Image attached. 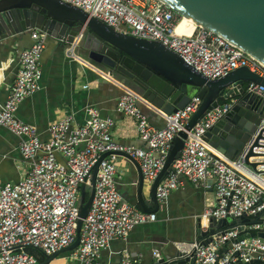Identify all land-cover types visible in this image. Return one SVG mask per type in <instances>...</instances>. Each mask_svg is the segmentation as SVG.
Wrapping results in <instances>:
<instances>
[{
  "label": "built area",
  "instance_id": "built-area-1",
  "mask_svg": "<svg viewBox=\"0 0 264 264\" xmlns=\"http://www.w3.org/2000/svg\"><path fill=\"white\" fill-rule=\"evenodd\" d=\"M75 6L115 31L132 37L155 40L178 54L183 61L207 79H217L240 67L264 78V64L208 28L183 24L184 17L160 0H60ZM31 45L18 52L12 86L0 104V126L18 137V150L28 170L15 183L0 180V264H39L29 250L45 255L69 246L76 238L79 198L82 186L91 185L90 176L98 163L94 193L82 219L79 243L64 259L93 264L113 240L126 239L137 225L153 222L156 213L145 212L124 201L118 189L125 175L122 156L133 157L144 183L158 177L177 133L184 129L200 99L192 97L175 112L160 116L161 128L148 122L139 107L145 102L135 91L117 80L102 75L122 91L116 110L134 119L145 148L116 143L111 134L113 120L100 117L97 109L87 107L83 123L70 112L52 121L48 138L40 139L37 128L17 117L19 103L40 88V61L46 34L32 29ZM66 53L77 57L72 49ZM245 91L264 97V87L251 82ZM224 102L205 113L187 132L180 156L166 177L155 188L159 203L181 186L180 179L195 188L212 190L214 201L200 217L217 220L247 217L255 223L228 225L216 233L176 244L192 264L264 263V118L232 159L213 148L205 133L231 107ZM256 142V144H254ZM256 163L253 169L245 163ZM247 235V236H246ZM155 260L160 256L154 253ZM127 251L119 264H136ZM189 264V261H186Z\"/></svg>",
  "mask_w": 264,
  "mask_h": 264
},
{
  "label": "water",
  "instance_id": "water-1",
  "mask_svg": "<svg viewBox=\"0 0 264 264\" xmlns=\"http://www.w3.org/2000/svg\"><path fill=\"white\" fill-rule=\"evenodd\" d=\"M160 1L179 15L190 18L196 25L221 35L264 64V0ZM32 29L44 32L62 49L79 51L82 57L78 58L95 69L98 76L107 75L135 91L145 102V105H139L145 113H150V108H154L168 115L183 108L192 97L200 99L198 108L184 129L177 133L147 196L143 192L145 183L137 161L127 154H120L138 172L134 197L145 212L155 213L159 210L160 203L155 195L157 183L166 177L171 164L180 156L187 132L211 108L225 100L232 102L231 107L205 133L207 142L228 159L239 154L264 118V97L245 91L249 82L264 87V78L247 67H240L214 80L207 79L160 42L119 33L68 3L60 0H0V42ZM251 154L252 150L245 157V163L254 169L256 163L248 161ZM101 158L93 167L91 185L81 188L75 240L53 254L40 253L43 258L40 264H48L78 245L82 219L93 197ZM204 221L202 223L201 217L195 221L197 239L228 225L255 223L256 219L227 217L217 220L210 216ZM257 235L264 239L263 231L257 232ZM165 261L167 258L159 257L152 264ZM178 261L192 264V259L185 252L176 249L171 262Z\"/></svg>",
  "mask_w": 264,
  "mask_h": 264
},
{
  "label": "crops",
  "instance_id": "crops-1",
  "mask_svg": "<svg viewBox=\"0 0 264 264\" xmlns=\"http://www.w3.org/2000/svg\"><path fill=\"white\" fill-rule=\"evenodd\" d=\"M30 45L29 33L0 42V104L12 86L18 52ZM74 53L77 56L75 58L69 56L56 41L46 37L40 61V88L19 103L17 117L34 125L40 139L45 141L48 138L47 127L50 122L73 112L75 121L81 124L85 118V109L93 107L97 109L100 117L113 120L111 134L116 143L145 148L146 144L138 136L134 119L125 117L116 110L117 99L122 94L121 89L113 82L98 76L97 71L90 65L83 63L79 59L82 57L79 51L74 50ZM150 111L144 112L148 122L155 127H163L165 121L160 116V111L154 108H150ZM18 141V137L0 126L2 182H17L29 168V164L21 158ZM121 160L126 173L119 181L118 189L125 202L140 208L134 197L138 172L130 161L124 157ZM180 181V188L171 192L164 203H160L153 222L135 226L124 240L111 241L93 264H119L123 251L136 257V264H152L156 261L154 253L167 258V261L160 264H186V261L171 262L177 249L175 245L197 239L195 221L214 201V194L212 190L204 191L193 187L183 178ZM144 193L147 196L148 192ZM201 220L205 223V219ZM59 260L56 257L48 264H60ZM64 262L61 264H80L66 259Z\"/></svg>",
  "mask_w": 264,
  "mask_h": 264
},
{
  "label": "trees",
  "instance_id": "trees-1",
  "mask_svg": "<svg viewBox=\"0 0 264 264\" xmlns=\"http://www.w3.org/2000/svg\"><path fill=\"white\" fill-rule=\"evenodd\" d=\"M224 102H229V101L225 100V101H223V102H221V103H224ZM28 252L31 253V254H33L37 259H38L39 257H41L40 252H38L37 250H29ZM65 254H66V253H65ZM41 259H43V258L41 257V258L38 260L39 263H40ZM258 263H259V264H264V263H261V262H258Z\"/></svg>",
  "mask_w": 264,
  "mask_h": 264
},
{
  "label": "rangeland",
  "instance_id": "rangeland-1",
  "mask_svg": "<svg viewBox=\"0 0 264 264\" xmlns=\"http://www.w3.org/2000/svg\"><path fill=\"white\" fill-rule=\"evenodd\" d=\"M76 54H77V53H76ZM149 187H150V185L147 184V183H145V184H144L143 192H148V191H149ZM58 257L60 258V260H59V261H60V264H61V263H65V262H64V259H63V258L65 257V253L62 254V255H59Z\"/></svg>",
  "mask_w": 264,
  "mask_h": 264
},
{
  "label": "bare ground",
  "instance_id": "bare-ground-1",
  "mask_svg": "<svg viewBox=\"0 0 264 264\" xmlns=\"http://www.w3.org/2000/svg\"><path fill=\"white\" fill-rule=\"evenodd\" d=\"M186 23H189L191 25L195 24L190 18L184 17L183 24H186Z\"/></svg>",
  "mask_w": 264,
  "mask_h": 264
}]
</instances>
